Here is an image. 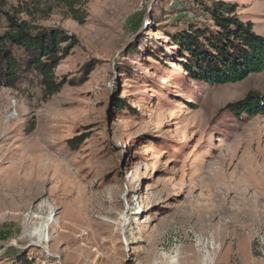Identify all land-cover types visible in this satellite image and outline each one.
<instances>
[{
  "label": "rangeland",
  "instance_id": "rangeland-1",
  "mask_svg": "<svg viewBox=\"0 0 264 264\" xmlns=\"http://www.w3.org/2000/svg\"><path fill=\"white\" fill-rule=\"evenodd\" d=\"M198 1L0 0V35L11 17L74 42L56 93L0 86V264L264 262V115L219 112L264 70L188 77L170 35L208 22ZM215 1L264 37V0Z\"/></svg>",
  "mask_w": 264,
  "mask_h": 264
},
{
  "label": "trees",
  "instance_id": "trees-1",
  "mask_svg": "<svg viewBox=\"0 0 264 264\" xmlns=\"http://www.w3.org/2000/svg\"><path fill=\"white\" fill-rule=\"evenodd\" d=\"M68 8L80 0H56ZM201 10L208 22L203 27L188 24L170 39L178 45L182 57L180 64L188 77L206 84L239 82L250 73L264 70V37L252 30L250 22L241 21L234 8L222 1L202 2ZM9 30L0 35V86L14 88L23 73H33L40 79L43 91L51 95L59 91L60 84L53 79V70L59 60L73 46L71 36L57 29L32 33L25 23L7 18ZM212 22L209 26L208 23ZM65 38V40H63ZM66 44L60 46V42ZM21 57L14 54V49ZM61 52V55H57ZM237 118L264 115V95L249 91L244 98L227 103L219 112ZM82 136L70 139L76 146ZM76 141V144L74 142Z\"/></svg>",
  "mask_w": 264,
  "mask_h": 264
},
{
  "label": "bare ground",
  "instance_id": "bare-ground-1",
  "mask_svg": "<svg viewBox=\"0 0 264 264\" xmlns=\"http://www.w3.org/2000/svg\"><path fill=\"white\" fill-rule=\"evenodd\" d=\"M49 220H52V218H50V217L47 218V222L44 224V227H43V229H44L43 235H41L40 238L38 237L39 238V242H44L45 243V241L48 240V233L45 231V229H46V227L48 225V221Z\"/></svg>",
  "mask_w": 264,
  "mask_h": 264
},
{
  "label": "crops",
  "instance_id": "crops-1",
  "mask_svg": "<svg viewBox=\"0 0 264 264\" xmlns=\"http://www.w3.org/2000/svg\"><path fill=\"white\" fill-rule=\"evenodd\" d=\"M247 247H243L242 250H246ZM250 264H264V262H261L259 260H251Z\"/></svg>",
  "mask_w": 264,
  "mask_h": 264
},
{
  "label": "built area",
  "instance_id": "built-area-1",
  "mask_svg": "<svg viewBox=\"0 0 264 264\" xmlns=\"http://www.w3.org/2000/svg\"><path fill=\"white\" fill-rule=\"evenodd\" d=\"M261 239V241L264 243V238H260Z\"/></svg>",
  "mask_w": 264,
  "mask_h": 264
}]
</instances>
